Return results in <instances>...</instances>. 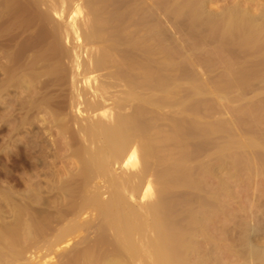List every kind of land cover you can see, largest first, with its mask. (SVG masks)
Segmentation results:
<instances>
[{
  "label": "bare ground",
  "instance_id": "obj_1",
  "mask_svg": "<svg viewBox=\"0 0 264 264\" xmlns=\"http://www.w3.org/2000/svg\"><path fill=\"white\" fill-rule=\"evenodd\" d=\"M180 1H182L183 3ZM206 1L209 0H179V3H182V5L179 6V4V7L177 8V10H175L177 12L184 9L186 10L189 5L191 10V5L200 2L199 4L201 6L203 5L202 3ZM68 2L69 4H72L71 0H68ZM80 2L72 4V9L71 7L69 9L67 0H57V2L56 0L55 2L54 0H0V157L5 156V160L6 157L10 159L11 156H16V160L17 157H20V159H23L24 157V159H26H23L24 161H33L32 164H34V161L35 163L38 162L39 165H37L38 163L36 165L37 167H40V170H37L35 168L36 165H34L36 171L31 170L33 172L31 173V175H28V173L31 172L30 169L26 170V172L29 171L27 172V176H30L28 179L25 176L26 181L28 180L27 182H25L23 173H21V175L19 174L21 176L20 178H18V175H16V178H18L19 182L24 181L25 183H23L24 185L22 183H17L18 187L17 185L13 186H16L15 188L17 189L19 188V186L21 187V184L23 186L19 190L20 193L17 192V197H14L13 194L18 190H15L14 188V192V190H12L13 188H9L14 192L11 196H13V198L15 199H17L20 194V198L22 199V201L30 199L31 201H34L36 199V202L32 201V205L29 201V208L30 205L31 207H33L37 202H39L40 204V206H37V209L35 207V210L40 209V211L38 210V212L41 213L40 215L38 214L39 217L41 216L39 218L41 219L39 220L40 223L37 221L40 224L38 225V228L43 229L42 233L38 231L40 237V234H42L41 239H36L38 240V242H34L35 238H39L38 234L36 235L38 237H35V235H31V231H27L29 228L30 230H32L33 224L31 221H35V217L37 216L36 215L35 217H33V215L36 214L34 208V211L31 209L29 211L26 210L28 214L29 212H33V214H30L32 215L33 219H31L30 215L29 218L26 212H21L22 214H24L23 218H25L26 216V219L23 220L22 215L20 216L21 218H18V216L16 215L15 218H18V220L21 219V221H18L16 219V224V220L14 219V225L13 223L11 224L10 221H8L9 224L13 225V227L11 226L12 230L15 231L16 227L14 226L18 225L17 227H20L21 230L22 226L20 225H23L22 220L23 222L28 223V220L30 219L29 221L31 223H28V227L27 223L25 224V227L23 225L25 229L27 228V232L23 230L24 228L22 227L21 231H25L26 233L24 232L20 235L23 236V234H25L23 236L24 239L22 238L23 241H31L30 238L33 240V237L30 236H34V240L32 242H28V245H30V243H34V245L28 246L29 248L26 247L27 245H23L25 246V248H23H27L28 250L32 251L31 253H34L38 249V251L43 250L44 252H40L44 253L45 256L42 255L44 258L46 257L43 261L44 263L37 261L38 263L42 264H229L228 262H223V258H226L229 262L233 261L236 264H264V247L254 243V240L252 239L253 237L260 238L262 237L261 233L264 234V213L260 212V216H256L254 214L252 220L258 217L256 225H253L252 222V224H249L247 223L248 221L246 222L245 220L243 222L239 221V224L235 221V223H237L238 225L236 224L235 226H233V229L231 228L230 231H225V229H223L222 227L223 223H221V221L223 222L226 220H221V216L222 214H224L223 205L221 204L223 202H218L224 199L222 197L223 193L220 194V192H222L224 189V186L221 185H225L224 183L220 184L218 181L217 183L220 184V187H223L222 191L219 190L218 192L217 187L214 195L208 194V198H206L207 196L205 194L207 193H204V191V196H200V194L196 192L197 190L198 192L207 190L206 186L205 189H200L199 191V188H201L203 184L201 183L199 186H202L198 188L199 182L196 183V181H194V185L192 187L194 189H197L195 192L197 193V196L199 195V198L194 197L196 195L192 196L187 193L190 196L185 195V200H188V202L184 204V206L186 205V208H184L183 204L181 205L180 202H177V206L174 204V202H172L173 204L171 205L170 198H166V196L168 197V195L164 193L166 192L167 187H174L175 184V187H177V185L179 186L180 184L186 185L187 183V185L189 186V183H192V177L194 178L192 170L186 167V164L185 167L188 169H186L184 166L181 169V166L184 162L190 163V160L192 162L193 159H195L194 157L196 156L197 150L195 153H189V149L187 151L186 144L180 143L183 140H186L189 134H192L194 132V134H196V132H198V134H204L208 131H206V128L204 129L203 126L185 125L188 130L185 128L183 132L182 128L184 127L178 125L179 122H182L181 120H184V118L187 119V116L185 117L182 111L184 109H187H183L181 107L182 105H179L182 109V112L180 111L181 116H179L180 114H178L177 120H175L177 126H171V124L170 126L160 127L156 125L158 123L155 121V118H157L156 113L159 111L156 112L155 110H158L159 108L161 109L163 107H165L163 108L165 110L166 107L172 104V101H169V99L172 97L168 98V95L173 93L174 91V86L176 83L175 80L180 79V77H177V79L172 78L173 76L171 73L173 71L171 67H169V63L171 64L172 62H174L170 61L172 60V56H174L175 54H172L173 48H170L171 44L169 43L168 38L162 35L166 38L165 40H167V43L165 46H160V50H164V52L162 53H165L166 55L165 57L168 61L166 62V66L167 68L169 67L167 70L170 69V71H168V73L170 72L169 74H167L166 67H164L166 72L160 71L157 67L156 63H158V60L156 61L155 58L158 57L157 55L161 53V51L159 52V50L157 49V52L159 53H157V55H154V48H158V44H160L159 35L161 36L160 33H162L165 28L161 26L162 24L160 25V22H158L160 20L157 19L159 17L156 18V12H161V10H158V7L163 6L162 8L164 10H162L164 12L162 11V14L163 16L165 15V19L168 20L167 22H169V19L174 14V6L172 7V3L174 1L86 0L83 1L86 3H84V5L80 4ZM159 4H161L162 6H159ZM238 7L239 6L233 7L232 9H229L224 13L222 12L219 18L216 16L217 20H220L221 23H225L228 28L232 27V30L235 28L234 26H236L237 28L235 31L239 30L238 26L242 27L243 32L250 40L255 39L254 37L262 38V42H259L258 40V42L256 41L258 45L254 44L253 46V42H249L246 39V36L243 35L240 31V33L245 36V41L250 44V46H248L252 47V50L255 48L256 54H259V56L261 57V59H259L260 62H264V7H262L261 11L259 10V13L258 15H256V17H250L247 12V10L249 9H243L244 11H242L241 7ZM195 9L196 8L194 7V10ZM83 10H85V12ZM197 10L198 9H196L195 12H198ZM199 11L201 10L199 9ZM186 12L184 15H186ZM66 13H68L67 17L76 16L80 17V19H83V25L79 24V22L76 21L77 19H71L68 24L66 23L67 25H63V18H65L64 16H66ZM213 16L215 18V15ZM210 17L211 19H213L212 16ZM203 22L204 21H202V23ZM210 22L208 23L210 24ZM215 24L216 23H214V25ZM142 26L144 27L142 28ZM145 26L146 30H148L146 31L147 35L145 34L146 40L145 37L141 40V37L143 38V36L140 37L138 35H141V29L144 30ZM161 27L163 28V30L161 29ZM230 32L232 33V31ZM142 34L144 35V33ZM169 36L170 34L168 35V37ZM67 39L71 41L74 39L82 40L85 42V44H83L84 47L86 46V44L88 46L89 44L90 46L93 44H98L96 42L99 41H102L101 43H104V46L102 48L100 47L101 49L97 47L99 52L101 51V55H98V60L96 59L97 61L94 62H96V68H101L102 70L111 69L113 71H109V75L106 74V77L108 76L106 79H103L104 77L101 74L103 77V81H101V83H99V81L98 84L93 88L92 86L95 84L84 85L93 89L91 91L88 90L91 93L93 91L94 95H92L96 97V100H94V103L92 104L88 105L87 103L86 105L85 98L81 101L80 96L82 92L78 89V93L77 89L75 90L74 88V85L76 83H74V77L72 75L73 72H71V69L77 67L76 70H80V68H83V64L79 61V48H76L75 45L73 47V44L70 46L71 43L69 45H66L64 42ZM143 41L146 42L143 43ZM144 44L147 46H145ZM156 45L158 46L155 47ZM175 48L174 50H176ZM83 49L85 50V48ZM88 49H86L85 55L87 54L86 52L88 51ZM97 49H92L94 50L93 52L89 50L92 53L88 55L93 56V53L97 52ZM153 56L157 57L154 58ZM256 58L258 59L257 56ZM92 62L93 61L91 59V65ZM261 64L263 65L264 63ZM156 67L157 70L155 69ZM92 68H95L94 65ZM154 69L155 73L156 71H158L157 74L153 72ZM81 70L83 71V69ZM87 70L90 69H86V71ZM86 71L82 73L84 74L83 82L85 84L89 83L90 75H92L91 71L93 70H90L89 72ZM245 71L247 72L246 74H248V70L245 69ZM252 72H250V76ZM259 72L260 71L256 73L257 76ZM262 73L261 77L263 78L264 73ZM85 74L90 75L85 77ZM243 74L246 75L243 72L242 74H240V78ZM174 76H176V73ZM184 76L182 78H184ZM252 76H254V74H252ZM186 79L188 78L186 77ZM76 82H78V80ZM92 83L95 82L92 81ZM112 89H114V94L110 93L112 92L110 91ZM117 89L119 90L117 91ZM88 91L84 92L88 94ZM116 92L119 93L116 94ZM186 93L185 96L189 95ZM79 98L80 101L78 102ZM108 100L112 102L110 103L108 102ZM77 102L79 105H81L82 103L86 106V109H84V111L86 110L85 112H98V114H94L97 116H101V120L94 119L93 117H95V115H91L93 116L92 120L89 119L91 117L89 116L86 117L88 119H84L87 121L77 123V121H75L74 118H71L72 116L70 117V114H68V112L70 111H67L69 108L72 109V107L78 106L75 105ZM169 109L170 107L166 110ZM172 109L174 108L172 107ZM172 109H170V111ZM166 110L164 111L166 112V114L167 112H170ZM112 111L113 113H111ZM167 115L168 117L171 116V114L169 113ZM262 115L264 114L262 113ZM171 123H173V120ZM218 127H214V133ZM218 129L216 131H219ZM232 132H234V130ZM193 135H190V137H192ZM211 139L213 138L211 137ZM88 140L89 143H87ZM80 141H82L83 143L81 144ZM37 143L38 145L39 143H41L39 148H37ZM84 143L88 144L87 148L83 146ZM182 143H184V141ZM260 143L263 144L262 146L264 147V142ZM95 144H99V147ZM197 144L200 145L199 143ZM256 144H258V142ZM174 145L176 146V148H174ZM235 145L238 146V141ZM95 146L98 148H95ZM216 146L217 145H215V147ZM237 146L236 148H238L240 144L238 147ZM23 147H25V149ZM189 147L191 146L189 145ZM21 148H23V150ZM172 148H174L175 150L171 151ZM199 149L198 151L200 152ZM208 152L209 151L207 150V153ZM246 152L248 151L246 150ZM262 154L263 153L261 151V155ZM197 155L201 154L199 153ZM261 155L254 153L253 157H255L258 161L262 160ZM172 157L177 160L175 161V165L180 162V167L179 165H176L177 168L171 166V163L173 162H170V165L168 164L167 161H171ZM233 158L234 157H232V159ZM245 158L243 159L245 160ZM22 159L20 160L21 162ZM141 159L143 163L141 162ZM216 159L217 157L215 158V160ZM248 159L252 161V156L251 158L248 157ZM248 159H246V161ZM16 160H14V162H17L18 164V161ZM12 161L13 160H11V162ZM162 161L165 162V164L167 162L168 166H171V168L165 166ZM246 161L245 164L249 163H246ZM160 162L163 164H160ZM218 162L216 161V163ZM30 163H27L29 167ZM199 163L200 162H198V164ZM216 163L214 164V169ZM157 164H160L161 166L164 165V168H167L166 171L169 175L168 177L172 178H167L165 176L167 175L165 169L161 166L160 167L162 169H159V166L157 167ZM236 164L240 165L242 163L240 162ZM0 165H2L1 161ZM9 165L7 169H9ZM116 165H118V167L123 166L124 169L126 168L125 170L128 169V171H132L131 169H137L138 165H140V167H138V169L140 168L139 170H142V165L144 166V168L137 175H135L134 172H128L129 174L123 175L125 174L123 173L120 176L113 172V167ZM219 165L220 164L216 166V170L220 168L221 165ZM13 166H11V169H13ZM208 166H206L205 164V167L208 168ZM247 167L248 164L246 168ZM257 167L259 168V166ZM34 168L32 167L31 169L35 170ZM168 168H170L169 170L171 172L168 170ZM178 168L181 169H179L180 172L178 171ZM210 168H212V166H210ZM3 170H5V168ZM172 170H174V172ZM259 170L261 169L259 168ZM206 172L203 171L202 173L205 174ZM174 173H178V175L175 174L177 176L174 177ZM161 175L166 178H160ZM190 175L192 176L191 178ZM0 176L4 178L6 177L5 174L2 173V171H0ZM151 176L157 177L156 179H158L159 176L161 180H165V183L167 181L164 187L160 186L162 189H159L160 193L159 191H157L159 195L156 194V196L154 197L155 200L153 201H150V198L154 195L153 191L155 192V189L153 190L152 187L155 185H151ZM4 178H2V182L4 181ZM134 178L137 180V182ZM189 179H191V181ZM8 180L9 179H7V183L10 184ZM95 180H102L101 184L105 186H103L105 188V191H100L104 189L102 185L100 186L103 189L99 186L96 187L93 184ZM156 181L157 180H155V183ZM4 182H6V180ZM161 182L160 184H162ZM4 184L6 183L0 185L2 189L4 187ZM160 184L158 183V185ZM8 185H6L5 187L7 188L11 186ZM183 186L184 185H182V187ZM5 187V190H3L5 192L7 191L8 193L10 190L8 188V190H6ZM21 189L24 190L23 193L26 194L25 196H22L24 194L21 193ZM163 189L165 190L162 191ZM187 189L188 188L184 189L185 192ZM227 190L225 191V193H227ZM12 191L8 193V197H10L9 194H11ZM209 191L211 192V190ZM5 192L2 191L3 196L0 195V197L2 198L0 199L1 203H3L2 200L7 197V195L5 196V194H7ZM169 192L171 191H168L167 194ZM28 193L32 194L31 196H33L35 199H28L31 196H28V198L26 199L22 198L26 197ZM162 194H164L165 196H163ZM178 194V196L180 197V192ZM14 195L16 196V194ZM211 195L213 198L214 196L216 198L213 199L212 197H210ZM219 195L221 198L219 197ZM157 196L159 198L156 199ZM8 197L4 201L9 199L11 200L12 197H10L9 199ZM183 197L177 198L182 200ZM192 198L193 200L194 198H197L195 206L197 208L200 206L198 208L199 210L196 209L195 211L192 207V209L188 207L191 204H194L191 203ZM19 199H17V201H19ZM137 199H141L142 201L143 199H145V201L148 199L150 200L144 203H142V201L140 200V204V202H137ZM22 201H19L20 205L15 209L13 207L15 200L14 202L12 201L11 206L14 209V213L17 212L18 207V209H20L21 205H24L25 202L23 201V203ZM20 202H22L23 204ZM179 203L181 206H179ZM3 204L5 205V202ZM197 204L199 206H197ZM8 206L9 212L11 208L9 203L7 207ZM7 207H3V209L1 207L0 210L2 209V211H4L6 208L7 211ZM23 210L25 209H22L21 211ZM18 213H20L19 210ZM25 213L27 215H25ZM248 214H251V212ZM3 215L6 218H10L11 215L15 216V214L13 213L9 216L5 213L1 214L0 212V219H2ZM251 215H253V213ZM3 221L4 220L2 219L1 223L0 220V223L3 224ZM19 222H21L22 224H18ZM37 222L34 224L36 225ZM198 222L200 224H198ZM7 223L4 224L6 225ZM5 225L3 229H0L2 230V232L5 229ZM1 227L3 226L0 225V228ZM7 229H10V226L7 227ZM20 230L16 231L20 233ZM7 232L9 235L6 233L8 236L6 235L7 238H4L9 240V237L12 236V234L9 231ZM18 232H15L14 234L17 233L16 235L19 236ZM27 233L30 234V238L28 237ZM34 233L35 232H33V234ZM3 234L5 233L3 232L2 235ZM198 234H200L203 239L201 245L195 243L197 242V240H194L195 238L193 239V237H196V235ZM26 235L28 239L27 237H25ZM1 237L2 236L0 235V242L2 239L4 240V238L2 237L1 239ZM16 238L17 237L15 236L13 240H15ZM22 239L20 240L22 241ZM3 240L1 244L5 242L6 246H2V248L0 246V264H38L37 262L33 261V256H29L23 253V251H26V253H30V251H28L27 249L22 250L20 251L21 253H19L18 246L22 245V243H17V240H19V238L13 242L17 243V247H15L16 244L13 247H10L12 246L9 243L10 241H8L9 244H6L7 240ZM224 240L228 241L227 244L224 243ZM7 246H9L10 249H4L8 248ZM11 248H15L14 250H16L17 252ZM42 256H39L40 259L42 258ZM54 258L55 260H57L53 263L52 260ZM237 261L241 262L237 263Z\"/></svg>",
  "mask_w": 264,
  "mask_h": 264
},
{
  "label": "rangeland",
  "instance_id": "obj_2",
  "mask_svg": "<svg viewBox=\"0 0 264 264\" xmlns=\"http://www.w3.org/2000/svg\"><path fill=\"white\" fill-rule=\"evenodd\" d=\"M72 2V4H76V3H79L80 1L82 2H80V4H82V5H84V3L85 2H83V1H86V0H71ZM174 2L172 3L173 5H172V7L174 8V14L171 16V18L169 19V22H167L168 20H166L165 19V15L163 16V6L161 5V4H159V6L161 5L162 7H158V10H161V12L160 11H157L156 12V18L157 17H159V18H157V19H159L160 21H158V22H160V25L161 26H163V27H165L164 28V31H162V33H160L161 34V36L159 35V42H160V44H158L159 45V47L161 46H165L166 45V41L167 40H165L166 38H168V40H169V43L171 44L170 45V48L173 50H171L172 51V54L174 55V56H172V60L170 61V62H172V61H174V62H172L171 64L169 63V67H171V69H172V78H174V79H177V77L179 78L180 77V79H177V80H175V86H174V91H173V93H171V94H169L168 95V98H170V97H172V98H170L169 99V101L171 102L172 101V104L171 105H169L168 107H166V109H168L169 107H170V109H172V107L174 108V109H172L171 111H170V109L169 110H166V111H170V112H167V114L169 113V114H171V118H174V119H171L170 117H168V115L166 114V112H164L165 110L163 109V108H165V107H163V108H159L158 110L156 109L155 111L157 112V111H159V112H157L156 114H157V118H155V121L156 122H158L156 125L157 126H160V127H163V126H170L171 124V126H177L176 124L177 123H175L176 121L175 120H177V117H178V114H180L182 111H183V113H184V116L186 117L187 116V119L186 118H184V120H181L182 122H179V125L178 126H183L184 128H182V130H183V132H184V129L186 128V126H203V128L208 132H205L204 134L202 133V134H198V132H196V134H194V133H192V134H189L188 135V137H187V139L186 140H183L184 141V143H180V144H186V148H187V151H188V149H189V153H195L196 152V150H197V152H196V156L194 157L195 159H193V161L191 162V160H190V163L189 162H181V163H183V165L181 166V169L183 168V166L185 167V164H186V167H188L190 170H192V173L194 174V178L190 175V178L192 177V181H191V179H189L192 183H189L190 185L188 186L187 185V183H186V185L185 184H182V185H184L183 187H182V185L180 186H178L177 185V187H175L176 186V184L174 185V187L173 186H171V187H167V189H168V191H171V192H169L168 194H167V189H166V192H164V193H166V195H168V197L166 196V198H170V204L172 205L173 203L172 202H174V204L176 205H178V203L177 202H180L181 203V205L183 204V206H184V204H186L187 202H188V200H185V195H187V196H190V195H192V196H194V195H196V196H194V197H198L197 196V193L198 194H200V196L201 195H203V191H204V193H207V194H205L206 196L208 195V194H212V195H214V193L216 192V188L218 187V192H219V190L220 191H222V189H223V187L221 188L220 187V184H225V185H221V186H224V189H223V191L222 192H220V194L221 193H223L222 194V197L224 198V199H222V200H220V201H218V202H223V203H221L222 205H223V213L226 215H224V214H222V216H223V218H222V216H221V220H225V221H221V223H223L222 224V227H223V229H225V231H230L231 230V228L233 227V226H235L237 223L239 224V221H241V222H243L244 220L247 222V223H253V225H256V223H257V220H258V217L257 218H254L253 220L255 221V223H254V221L252 220V218H253V216H254V214L256 215V216H260V212H262V213H264V147L262 146L263 144H261L260 142H264V115H262V113L264 114V76H263V78L261 77V73L263 72L264 73V64L262 65L261 63H264L263 61L262 62H260V60L259 59H261V57L259 56V54L257 55L256 54V51H255V48L252 50L251 48L252 47H249L250 46V44H248V42L247 41H245V36H246V39L250 42V41H252L253 42V46H254V44L256 45L257 44V42H258V40H259V42H262L263 40H262V38H260V37H254L255 39H252V40H250V39H248L247 38V35L243 32V30H242V27H240V26H238V28H239V30H237V31H235L236 30V26H234L233 28V30H232V27L231 28H228V26H226V24L225 23H221V21L220 20H217V17L219 18L220 17V15L222 14V12L224 13V12H226L227 10H229V9H232L233 7H237V6H239L238 8H240L241 7V9H242V11H244V10H247V9H249V10H247V12H248V14L250 15V17H256V15H258V13H259V10L261 11L262 10V7H264V0H209V1H206V2H204V3H202L203 5H201L200 6V2L198 3L197 2V4H199V5H197L196 3L194 4V5H191V10H190V5L186 8V10H187V12H186V10L184 9V10H182V11H176L177 10V8L179 7V6H181L182 5V1H180V2H182V3H179V0H173ZM251 1V2H250ZM54 2H55V0H54ZM56 2H57V0H56ZM70 2V1H69ZM69 2H68V0H67V3H68V8L70 9V7L72 6V4H69ZM176 2V3H175ZM86 4V3H85ZM147 4V3H146ZM180 4V5H179ZM239 4V5H238ZM148 5V4H147ZM179 5V6H178ZM192 6H193V8H192ZM199 6V7H198ZM194 7L196 8V9H198L197 11L200 13H198V12H195L196 11V9L194 10ZM82 8H84V7H82ZM71 9H72V7H71ZM163 9V10H162ZM176 9V10H175ZM193 9V10H192ZM199 9L201 10V11H199ZM244 9V10H243ZM85 10H87V9H85ZM85 10H83L84 12H85ZM163 11V12H162ZM190 11V12H189ZM194 11V12H193ZM185 12H186V15H184L185 14ZM202 12V13H201ZM195 13V14H194ZM205 13V14H204ZM209 13V14H208ZM188 14V15H187ZM199 15V16H197V15ZM212 14V15H211ZM158 15V16H157ZM213 15H215V18H214V16ZM68 16V13H66V16H64L65 18H63V25H67L70 21H71V19H77L76 21L77 22H79V24H81V25H83V22H82V20L83 19H80V17H76V16H73V17H67ZM210 16H212V18L214 19H211V17ZM217 16V17H216ZM197 17V18H196ZM199 17V18H198ZM187 18V19H186ZM171 20V21H170ZM208 20V21H207ZM213 20V21H212ZM202 21H204L203 23H202ZM211 21V22H210ZM220 21V22H219ZM82 22V23H81ZM167 22V23H166ZM198 22V23H197ZM208 22H210V24L208 23ZM67 23V24H66ZM169 23V24H168ZM201 25H200V24ZM214 23H216L215 25H214ZM173 24V25H172ZM205 24H207V25H205ZM199 25V26H198ZM204 26V27H203ZM218 27V29H217V27ZM144 26H142V28H143ZM207 27V28H206ZM211 27V28H210ZM223 27H224V29H223ZM82 28H83V26H82ZM214 30H213V29ZM161 29L163 30V28L161 27ZM166 29V30H165ZM208 29V30H207ZM221 29H223V30H221ZM229 29V30H228ZM142 30V33H144V35L141 33V35L139 34L138 36H143V38L141 37V40L142 39H144V37H145V34L147 35V33H146V31H148V30H146V26H145V31L143 30V29H141ZM213 30V31H212ZM170 31V32H169ZM216 31H220V32H216ZM225 31V32H224ZM229 31V32H228ZM230 31H232V33L230 32ZM238 31H239V34H238ZM240 31L242 32V34L243 35H245V36H243L241 33H240ZM140 32V31H139ZM214 32V33H213ZM236 32V33H235ZM165 33H167V34H165ZM198 33V34H197ZM204 33V34H203ZM211 33V34H210ZM219 33V34H218ZM170 34V38L168 37V35ZM222 34V35H221ZM240 34H241V36H240ZM165 36V37H163V36ZM226 35V36H225ZM163 37V38H162ZM202 39H201V38ZM243 37V38H242ZM149 38V37H148ZM206 38V39H205ZM161 39V40H160ZM213 40V41H210V40ZM257 39V40H256ZM75 40V41H74ZM74 40H65V44L66 45H69L70 43V46L72 45L73 47H74V45H75V47L76 48H79V58H80V62H82V64H83V68H80V70L81 69H83V71L81 70H76V68L77 67H74L73 69H71V72H73V77H74V83H76L74 86V88H75V90L77 89V91H78V93H79V90L82 92H80L81 93V96H80V98H81V101H82V99H84L85 98V103H86V105H87V103H88V105L89 104H92V103H94V100H96V97L95 96H93L94 94H93V91H92V93L91 92H89V91H91V90H93V89H91V88H89V87H87V86H84V85H93V84H95V85H93L92 86V88L94 87V86H96L97 84H98V82L99 83H101V81H103V79H106L107 77H106V74H108L109 75V71L111 72V71H113V70H106V69H104V70H102L101 68H96V62H94V61H97L98 59H97V57L99 58V56L98 55H101V51L99 52V50L97 49V47H103L104 46V43H101L102 41H99V42H96V43H98V44H93V45H91L90 46V44H89V46L86 44V46L84 47V45L83 44H85V42L84 41H82V40H79V39H74ZM78 40V41H77ZM145 40H146V37H145ZM173 42H172V41ZM220 40V41H219ZM241 40V41H240ZM243 40H244V42H243ZM67 41V42H66ZM71 41V42H70ZM81 41H82V43H81ZM147 41H148V39H147ZM164 41V42H163ZM225 41V42H224ZM257 41V42H256ZM146 42V41H145ZM144 41H143V43H145ZM164 44H162V43ZM227 42V43H226ZM244 44H243V43ZM247 42V43H246ZM251 42V43H252ZM255 42V43H254ZM148 43H149V41H148ZM148 43H147V45H148ZM174 43V44H173ZM246 43V44H245ZM82 44V45H81ZM242 44V45H241ZM77 45V46H76ZM145 45V44H144ZM147 45H145V46H147ZM158 45H156L155 47H157ZM187 45V46H186ZM246 45V46H245ZM249 45V46H248ZM258 45V44H257ZM183 46V47H182ZM252 46V45H251ZM90 47V48H89ZM91 47H92V49H97V52H94L95 53V56H94V53H93V56L91 55V56H89L94 50H92L91 49ZM94 47V48H93ZM154 48V50H155V54L154 55H157V53H159L160 51H161V53L162 52H164V50L162 51V50H160L161 49V47L160 48ZM176 47V48H175ZM229 47V48H228ZM83 48H85V50L83 49ZM89 48V49H88ZM100 48V49H101ZM174 48L176 49V50H174ZM86 49H88V51L89 50H91V51H89V53H88V51L86 52L87 54L85 55V51H86ZM159 50V52H157L158 50ZM189 50V51H188ZM251 51V52H250ZM175 52V53H174ZM178 52V53H177ZM161 53H159L157 56H155V57H157V58H155L154 56V58H155V60L159 63H156L157 64V67L159 68V70L160 71H165V68L164 67H166V70L169 68H167V66H166V62H168L167 61V58L165 57L166 55H165V53L163 54H161ZM180 53V54H179ZM249 53V54H248ZM84 54V55H83ZM89 54V55H88ZM97 54V55H96ZM231 54V55H230ZM252 54V55H251ZM82 55V56H81ZM164 55V56H163ZM177 55H178V57H177ZM256 56L258 57V59L256 58ZM163 57H165V58H163ZM174 57H175V59H174ZM90 58V59H89ZM249 58V59H248ZM89 59V60H88ZM91 59H92V65H91ZM97 59V60H96ZM160 60H162V61H160ZM164 60H165V62H164ZM243 60V61H242ZM245 61V62H244ZM251 61V62H250ZM155 62V61H154ZM230 62V63H229ZM94 63V64H93ZM176 63V64H175ZM245 63V64H244ZM258 63V64H257ZM175 64V65H174ZM233 64V65H232ZM251 66H250V65ZM259 65V66H257V65ZM93 65H94V67L95 68H92L93 67ZM167 65H168V63H167ZM262 65V66H261ZM90 68H89V67ZM156 66V65H155ZM180 66V67H179ZM231 66V67H230ZM257 66V67H256ZM157 67L155 68L156 70H157ZM162 67V68H161ZM249 67V68H248ZM244 68V69H243ZM256 68V69H255ZM74 69H75V71H74ZM85 69V70H84ZM86 69H90V70H93V71H91L92 73V75H90V81H89V83H92V81H94L95 83H92V84H89V83H87V84H85L83 81H84V74H82V73H84L85 71H86ZM155 69L153 70V72L155 73ZM164 69V70H163ZM185 69V70H184ZM245 69L246 70H248V74H246L247 72L245 71ZM258 69H260V70H258ZM262 69V70H261ZM90 70H87L88 72L90 71ZM260 71L259 72V74H258V76L256 75V73H258V71ZM86 71V72H87ZM106 71V72H105ZM159 71V72H160ZM168 71H170V69L169 70H167V74H169L168 73ZM184 71V72H183ZM253 71V72H252ZM81 72V73H80ZM157 72L158 71H156V73L155 74H157ZM166 72V71H165ZM164 72V73H165ZM244 72L246 75H248V76H246V75H242V80H241V78H240V74H242V73ZM250 72H252L251 73V76H252V74H254V76H250ZM103 73H105V74H103ZM161 73V72H160ZM175 73H176V76H174L175 75ZM185 73V74H184ZM227 73V74H226ZM262 73V74H263ZM74 74H75V76H74ZM81 74H82V76H81ZM103 75V77H102V75ZM178 74V75H177ZM190 74H191V76H190ZM221 74V75H220ZM89 75H86L85 74V77H87V76H89ZM101 75V76H100ZM105 75V76H104ZM184 75H186V76H184ZM194 75V76H193ZM264 75V74H263ZM94 76V77H93ZM96 76V77H95ZM184 76V78H182ZM188 76H190V77H188ZM221 76V77H220ZM260 76V77H259ZM99 77V78H98ZM186 77L188 78V79H186ZM249 77V78H248ZM80 78V79H79ZM96 78V79H95ZM103 78V79H102ZM243 78H245V79H243ZM248 78V79H247ZM259 78H261V79H259ZM93 79H95V80H93ZM183 79H185V80H183ZM256 79V80H255ZM258 79V80H257ZM78 80V82H76ZM183 80V81H182ZM188 82H187V81ZM190 80V81H189ZM240 80V81H239ZM253 80V81H252ZM82 81V82H81ZM185 81V82H184ZM97 82V83H96ZM192 82H194V83H192ZM263 84V85H262ZM197 85V86H196ZM253 85V86H252ZM77 86H78V88H77ZM178 86V87H177ZM199 86V87H198ZM259 86V87H258ZM183 87V88H182ZM86 88V89H85ZM88 88V89H87ZM177 88V89H176ZM181 88V89H180ZM79 89V90H78ZM183 89H185V90H183ZM254 89V90H253ZM88 91V94L86 93V92H84V91ZM119 89H117V91H118ZM237 90H238V92H237ZM244 90H246V91H244ZM110 91H112V92H110V93H113L114 94V89H112V90H110ZM179 91V92H178ZM185 91V92H184ZM189 91V92H188ZM199 91V92H198ZM240 91V92H239ZM252 91V92H251ZM84 92V93H83ZM175 92H177V93H175ZM186 92H188V93H186ZM242 92V93H241ZM244 92V93H243ZM86 93V94H85ZM91 93V94H90ZM117 93H119V92H116V94ZM182 93V94H181ZM185 93L186 94H189V95H186L185 96ZM191 93V94H190ZM192 93H194V94H192ZM90 94V95H89ZM93 94V95H92ZM115 94V95H116ZM175 94V95H174ZM196 94V95H195ZM243 94V95H242ZM256 94V95H255ZM173 95V96H172ZM184 95V96H183ZM175 96V97H174ZM198 96V97H197ZM202 96V97H201ZM80 98H79V100H78V102L80 101ZM238 98V99H237ZM176 99V100H175ZM242 99V100H241ZM186 100V101H185ZM93 101V102H92ZM186 102V103H184V102ZM204 101V102H203ZM78 102L75 104V105H78V106H75V107H72V109H68L67 111H70V112H68V114H70V117L71 118H74V120L75 121H77V123H80V122H85V121H87V120H84V119H88V118H86V117H89V116H91V115H95V114H98V112H89L88 110V112H89V114H88V112H85L84 111V109H86V106L84 105V104H82L81 103V105H79L78 104ZM108 102H112V101H110V100H108ZM181 102H183V103H181ZM259 102V103H258ZM110 103H109V105H110ZM201 103H203V104H201ZM187 104H188V107H187ZM201 104V105H200ZM83 105H84V107H83ZM184 109V108H186L187 110H182L181 109V107ZM185 105V106H184ZM199 105V106H198ZM77 107V108H76ZM111 107V106H110ZM73 108H75V109H73ZM79 108V109H78ZM177 108V109H176ZM190 108V109H189ZM180 109V110H179ZM188 109H189V111H188ZM79 111V112H77V111ZM182 110V111H181ZM200 110V111H199ZM81 111V112H80ZM163 111V112H162ZM172 111H174V112H172ZM181 111V112H180ZM73 114H72V113ZM187 112V113H186ZM198 114H197V113ZM202 112V113H201ZM255 112V113H254ZM77 113V114H76ZM81 113V114H80ZM87 113V114H86ZM95 113V114H94ZM111 113H113V111L111 112ZM190 113V114H189ZM192 113V114H191ZM199 113H201V114H199ZM175 114V115H174ZM166 115V116H165ZM174 115V116H173ZM200 115H202V116H200ZM257 115V116H256ZM97 115H95V117H93V116H91L89 119H100L101 120V116H97ZM173 116V117H172ZM179 116H181V114L179 115ZM189 116V117H188ZM93 117V118H92ZM112 117V116H111ZM164 117V118H163ZM167 117V118H166ZM176 117V118H175ZM79 118V119H78ZM170 118V119H169ZM180 118V117H179ZM178 118V119H179ZM255 118H257V119H255ZM78 119V120H77ZM171 120V121H170ZM172 120H173V123H171L172 122ZM201 120V121H200ZM105 121H106V119H105ZM154 121V122H155ZM184 121H185V123H184ZM203 121V122H202ZM155 122V123H156ZM169 122H170V124H169ZM197 122V123H196ZM175 123V124H174ZM182 124V125H181ZM190 124H192V125H190ZM221 124V125H220ZM155 125V126H156ZM186 125V126H185ZM215 125V126H214ZM228 125V126H227ZM219 126V127H218ZM236 126H237V128H236ZM214 127H218L217 129L219 130V131H216L215 130V133H214ZM224 127V128H223ZM257 127V128H256ZM187 130H188V128H186ZM238 129V130H237ZM186 130V131H187ZM221 130V131H220ZM226 130H227V132H226ZM234 130V132H232ZM211 132V133H210ZM218 133V134H217ZM194 134V135H193ZM214 134V135H213ZM224 134V135H223ZM190 135H193L192 137H190ZM217 135V136H216ZM257 135V136H256ZM210 136V137H209ZM211 137L213 138V139H211ZM222 137V138H221ZM225 137V138H224ZM219 138V139H218ZM191 139V140H190ZM188 140V141H187ZM245 141V142H243V141ZM191 143H190V142ZM216 141H218V142H216ZM237 141H238V146H239V144H240V146L238 147L237 145H235V144H237ZM247 141V142H246ZM250 141V142H249ZM254 141V142H253ZM196 142V143H195ZM204 143V144H202V143ZM216 142V143H215ZM224 142V143H223ZM258 142V144H256ZM80 143L82 144L83 142L82 141H80ZM87 143H89V140H88V142ZM197 143H201L200 145H198ZM210 143V144H209ZM213 143H215V144H213ZM235 143V144H234ZM244 143V144H243ZM40 144L41 143H39V145H38V143H37V148H39L40 147ZM192 144V145H191ZM213 144V145H212ZM86 145V146H85ZM87 145L88 144H86V143H84L83 144V146L85 147V148H87ZM95 145H98V147H99V144H95ZM189 145L191 146V147H189ZM206 145H207V147H206ZM215 145H217L216 147H215ZM175 146V145H174ZM198 146H199V148H198ZM201 146V147H200ZM205 146V147H204ZM210 146V147H209ZM236 146L238 147V148H236ZM246 146V147H245ZM98 147H96L95 146V148H98ZM24 149H25V147H23ZM23 148H21L22 150H23ZM174 148H176V146L174 147ZM174 148H172V150L171 151H173V150H175ZM195 148V149H194ZM196 148H198L199 150H200V152L198 151V149H196ZM246 148V149H245ZM253 148V149H252ZM170 149V148H169ZM211 149V150H210ZM229 149V150H228ZM232 149V150H231ZM249 149V150H248ZM193 150V151H192ZM207 150L209 151L208 153H207ZM246 150L248 151V152H246ZM204 151V152H203ZM231 153H230V152ZM245 151V152H244ZM261 151H262V155H261ZM202 152V153H201ZM236 152V153H235ZM239 152V153H238ZM250 152V153H249ZM201 154V155H197V154ZM204 153V154H203ZM234 155H233V154ZM243 155H242V154ZM254 153L255 154H260L261 156H262V160H256V158L255 157H253L254 156ZM209 154V155H208ZM212 154H214V155H212ZM218 154H219V157H218ZM229 154H231V155H229ZM208 155V156H207ZM236 155V156H235ZM245 155H246V158H245ZM200 157V158H198V157ZM251 156H252V161L251 160H249L248 159V157L249 158H251ZM1 157H3V156H1ZM0 157V161H1V163H2V165H0V171H2V173H4L5 174V176L7 177H10V178H4V177H2V176H4V175H2V176H0L1 177V179H0V185H2L3 183H6V184H4V187L6 186V185H8L9 183H7V179H9L8 180V182H10V184L8 185V186H10V187H7L8 189L9 188H13L12 190H14V188L16 187H13L14 185H17V183H24V181L23 182H19V180H18V178H20L21 176V173H23V177H27V179L30 177H28L27 176V172H29V171H27L26 172V170L28 169H30V171L32 170V171H36V169L37 170H40L39 168V166L37 167V165H39V163L38 162H36L35 163V161H34V164H32L33 163V161H29L28 160V162L30 163V167H31V165H32V167L34 168L35 166L34 165H36L37 163V165H36V169L35 170H33V169H31L29 166H28V162L27 161H24V160H26V159H24V157H23V159H22V162L20 161L21 159H20V157H17V160H16V156H11L10 157V159L8 158V157H6V160H5V156L3 157V158H1ZM197 157V158H196ZM203 157V158H202ZM217 157V159L215 160V158ZM232 157H234L233 159H232ZM236 157V158H235ZM245 158V160L243 159V158ZM12 158V159H11ZM19 158V159H18ZM173 158V159H172ZM171 158V161H167L168 162V164L170 165V162H173L174 163V165H173V163H171V166H173V167H176L177 168V166L179 165V163H177L176 165H175V161H177L174 157H172ZM2 159V160H1ZM170 159V158H169ZM168 159V160H169ZM198 159V160H197ZM204 159V160H203ZM221 159V160H220ZM235 159V160H234ZM239 159V160H238ZM240 159H241V161H240ZM246 159H248L247 161H246ZM9 162H8V161ZM11 160H13L12 162H11ZM14 160H16V161H18V164H17V162H14ZM197 160V161H196ZM206 160H207V163H206ZM215 160V161H214ZM243 160H244V162H243ZM3 161V162H2ZM205 163H204V162ZM213 161V162H212ZM216 161L218 162V163H216ZM229 161V162H228ZM245 161H246V163L247 162H249V163H247L248 164V167L246 168V166H247V164H245ZM251 161V162H250ZM261 161V162H260ZM5 162H6V165H5ZM141 162H142V159H141ZM163 162V161H162ZM167 162H166V164H165V162H163L164 164H165V166H168V164H167ZM195 162V163H194ZM198 162H200L199 164H198ZM201 162H202V165H201ZM221 162V163H220ZM242 163V164H236V163ZM13 163V164H12ZM15 163V164H14ZM19 163H21V164H19ZM24 163V164H23ZM143 163V162H142ZM163 163H161L160 162V164H163ZM212 165H211V164ZM216 163V166L218 165V164H220L219 166H220V168H219V166H218V170H216V166H215V169L213 168L214 167V164ZM251 163V164H250ZM4 164V165H3ZM9 165V169H7L8 168V165ZM25 164H27V165H25ZM160 164H157V167L159 166V169H162L161 167H165L164 165L163 166H161ZM205 164H206V166H208V168L207 167H205ZM228 164V165H227ZM245 164V165H244ZM14 165V166H13ZM24 165V166H23ZM231 167H230V166ZM251 165V166H250ZM11 166H13L12 168L13 169H11ZM161 166V167H160ZM171 166H168V167H170L171 168ZM202 168H201V167ZM210 166H212V168H210ZM243 166H244V168H243ZM250 166V167H249ZM257 166H259V168L261 169V170H259V168L257 167ZM2 167H4L5 168V170H3L4 168H2ZM23 167H24V169H23ZM26 167V168H25ZM29 167V168H28ZM138 167H140V165H138ZM138 167H137V169H131L132 171H128V169L127 170H125L124 169V167L122 166H119L118 167V165H116V166H114L113 167V172L115 173V174H117V175H120L121 176V174H123V173H125V174H123V175H127V174H129V173H131V172H134V174L135 175H137L138 173H140L142 170H143V168H144V166L142 165L141 166V168H142V170H139L138 169ZM179 167H180V165H179ZM185 167V168H186ZM204 167H205V169H204ZM222 167V168H221ZM229 167V168H228ZM170 168H168V170L170 169ZM188 168H186V169H188ZM117 169V170H116ZM165 169V172H166V174H167V171H166V169L167 168H164ZM179 169L180 168H178V171H179ZM180 169V170H181ZM204 169V170H203ZM247 169V170H246ZM250 169H252V170H250ZM14 170V171H13ZM22 170V171H21ZM122 170H125V171H122ZM135 170V171H134ZM175 170V169H174ZM174 170H172L173 172H174ZM202 170V171H201ZM209 170V171H208ZM214 170V171H213ZM29 172L28 173V175H31V173H33V172ZM122 171V172H121ZM127 171V172H126ZM170 171V170H169ZM168 171V172H169ZM206 172V173H208V174H204V173H202V172ZM212 171V172H211ZM216 171V172H215ZM7 172V173H6ZM13 172V173H12ZM15 172V173H14ZM18 172V173H17ZM37 172H39V171H37ZM129 172V173H128ZM171 172V171H170ZM180 172V171H179ZM238 172V173H237ZM252 174V176H251V174ZM9 173H10V175H9ZM6 174H8V175H6ZM12 174V175H11ZM20 174V175H19ZM26 174V175H25ZM170 174V173H169ZM175 174H177L178 175V173H174V177L175 176H177V175H175ZM220 174V175H219ZM232 174V175H231ZM234 174V175H233ZM237 174H238V176H237ZM240 174V175H239ZM260 176H259V175ZM15 175V176H14ZM16 175H18L17 177L18 178H16ZM165 175V174H164ZM173 175V174H172ZM171 175V176H172ZM207 175V176H206ZM208 175H209V177H208ZM212 175V176H211ZM216 176V178H215V176ZM261 175H262V177H261ZM167 178H169L168 176V174L167 175H165ZM250 176V177H249ZM14 179H13V178ZM22 177V178H23ZM26 177L24 178L25 179V182H27L26 181ZM155 176H151L150 177V180H151V185H155V186H153L152 187V189L154 190L155 189V192L153 191V196L150 198V199H148V200H146V201H153V200H155L154 199V197L156 196V194L157 195H159L158 194V192L157 191H159V193H160V186H162V187H164V185H166V183H167V181H166V183L163 181V179L164 178H166V177H164L163 175H161V177L160 178H163L162 180L159 178V176H158V179H156L157 177H155ZM199 177H201V178H199ZM205 179H204V178ZM211 177V178H210ZM227 177V178H226ZM231 177V178H230ZM2 178H4V181L6 180V182H2ZM13 179V181H12V179ZM22 178H21V180H22ZM135 178H136V176H135ZM134 178V179H135ZM170 178H172V177H170ZM169 178V179H170ZM198 178H199V180H198ZM203 178V179H202ZM208 178V179H207ZM222 178V179H221ZM239 178V179H238ZM246 178H248V179H246ZM263 179V181H262V179ZM23 179V180H24ZM219 179V180H218ZM258 179V180H257ZM16 180V181H15ZM136 180V179H135ZM155 180H157L156 181V183H155ZM163 181V182H161V181ZM166 180H168V179H166ZM205 180V181H204ZM208 180V181H207ZM102 181V180H101ZM101 181H99V180H95L94 182H93V184L97 187V186H99V187H101L100 185H102V187L104 186L103 184H101L102 182ZM154 181V182H153ZM189 181V182H190ZM194 181H196V183L197 182H199L198 183V188L199 187H201V186H199L201 183L203 184V186H204V188H203V186L201 187V188H199V191H200V189H205V186H206V189L207 190H202V192H198V190L197 189H194L192 186L194 185L193 184V182ZM216 181V182H215ZM219 181V183H217ZM224 181V182H223ZM231 181V182H230ZM243 181V182H242ZM249 181V182H248ZM261 181V182H260ZM11 182H12V184H11ZM15 182V183H14ZM136 182H137V180H136ZM160 182L162 183V184H160ZM169 182V181H168ZM208 182V183H207ZM226 182V183H225ZM2 183V184H1ZM158 183L160 184V185H158ZM205 183V184H204ZM257 183V184H256ZM22 184H21V187H23L22 186ZM25 184V183H24ZM23 184V185H24ZM177 184H179V183H177ZM207 184V185H206ZM210 184V185H209ZM245 184V185H244ZM249 184V185H248ZM157 185V186H156ZM191 186V187H190ZM229 186V187H228ZM249 186V187H248ZM4 187H3V189H4ZM17 187H18V185H17ZM20 186H19V188L17 189V188H15V190H18V191H16L15 192V190H14V192L11 190V189H9L10 191H12L11 192V194H9L10 195V197H12L11 198V200L14 202V200H15V202H14V205H13V207H14V209L17 207V206H19L20 204H19V201H22V199L20 198V196H21V194L18 196V198L17 199H19V201H17V199H15V198H13V196L14 197H17V192L18 193H20L19 192V190H20V188H21ZM101 187V188H102ZM105 187V186H104ZM103 187V188H104ZM158 187V188H157ZM190 187V188H189ZM226 187V188H225ZM258 187V188H257ZM6 188V187H5ZM6 188V190H8ZM102 188V189H103ZM182 188H184V189H186V188H188L187 190H186V192H185V190L184 189H182ZM192 188V189H191ZM221 188V189H220ZM0 189L3 191V192H5L1 187H0ZM22 189H24V188H22ZM21 189V193H23L24 192V190H22ZM100 189V188H99ZM162 189V188H161ZM170 189V190H169ZM228 189V190H227ZM0 190V195H2L3 196V193H2V191ZM165 189H163L162 191H164ZM174 190V191H173ZM193 190V191H192ZM197 190V191H196ZM209 190H211V192L209 191ZM227 190V193H225V191ZM234 190V191H233ZM258 190V191H257ZM9 191V192H10ZM101 192H103V191H105V188L103 189V190H100ZM161 191V192H162ZM176 191V192H175ZM180 192V194H181V196L183 197V199L182 200H180V199H178V198H182L181 196L179 197L178 195V193ZM197 193H196V192ZM8 192V193H9ZM173 192V193H172ZM213 192V193H212ZM229 192H230V194H231V196H230V194H229ZM244 192H246V193H244ZM5 193H7V191L5 192ZM8 193L7 194H5V196L7 195V197H8ZM16 194V196L14 195V194ZM27 193V192H26ZM163 193V192H162ZM183 193V194H182ZM186 193V194H185ZM187 193H189L190 195H188ZM255 193V194H254ZM13 194V196H11ZM24 194V193H23ZM171 194H173V195H171ZM246 194V195H245ZM26 194H24V195H22V196H25ZM32 194H30V193H28L27 194V196L26 197H22L23 199L25 198H28V196H31ZM163 196H165L164 194H162ZM212 195L210 196V197H212ZM224 195V196H223ZM4 196V197H5ZM106 196V195H105ZM161 196V195H160ZM171 196V197H170ZM204 196V195H203ZM230 196V197H229ZM3 197V198H4ZM7 197H5V199H7ZM10 197H8V199L10 198ZM178 197V198H177ZM209 197V198H210ZM219 197H220V195H219ZM30 198H34L33 196H31V197H29L28 199H30ZM157 198H159L158 196L156 197V199ZM199 198V197H198ZM205 198V197H204ZM206 198H208V196L206 197ZM213 198V197H212ZM214 198H216L215 196H214ZM213 198V199H214ZM221 198V197H220ZM233 200H232V199ZM235 198V199H234ZM260 198V199H259ZM0 199H2L1 197H0ZM5 199H3L2 201H3V203L5 202V205L3 204V203H1V201H0V208L2 207V209H3V207H7V205H8V203H9V205L11 206V204H12V201L9 199V200H6V201H4ZM35 199V198H34ZM197 198H194V200H193V198L191 199V203H194L192 206L190 205V206H188L189 208H193L195 211H196V209H198L200 206L197 204V206H199L198 208L195 206L196 204V202H197V200H196ZM213 199H211V200H213ZM239 199V200H238ZM141 199H137V202L139 203L140 202V204H141V201H140ZM169 200V199H168ZM194 202H193V201ZM196 200V201H195ZM219 200V199H218ZM230 200H232V201H230ZM26 203H24V202ZM22 202L24 203V205H21V207H20V209L22 210V209H25V210H23V211H21L20 209H18L17 208V212H15L14 213V209L12 208V206H11V208H10V210H9V212H8V208H9V206L7 207V211H6V208H5V210L4 211H6V212H4V211H2V209L0 210V212H1V214H3V213H5L6 215H11L12 213L13 214H15V216L13 215H11L10 216V218L9 217H5L4 215H3V217H2V219L5 221H10V223L12 224L13 223V225H14V223H15V220L17 219L18 220V218L22 215V219L24 220V219H26V216H25V218H23L24 217V214H22L21 212H26V210L27 211H29L30 209L31 210H33V208H34V210H35V207H36V209L38 208L37 206H40V204H39V202H37V203H35V204H37V205H35L34 204V206L33 207H31V205H32V203L35 201H37L36 199L32 202L31 201V199L30 200H23ZM31 202V205H30V208H29V204H30V202ZM145 201V199H143V201H142V203H144V202H146ZM237 201V202H236ZM11 202V203H10ZM22 202H20V203H22ZM176 202V203H175ZM225 202V203H224ZM256 202H258V203H256ZM18 205H17V204ZM22 203V204H23ZM180 203H179V206H181L180 205ZM219 203V204H220ZM232 203V204H231ZM3 204V205H2ZM7 204V205H6ZM16 204V205H15ZM220 204V205H221ZM27 205V206H26ZM175 205H173V206H175ZM176 205V206H177ZM187 205H189V204H187ZM235 205V206H234ZM182 206V207H183ZM186 206V205H185ZM184 206V208H186ZM241 206V207H240ZM260 206V207H259ZM194 207H196V208H194ZM235 207V208H234ZM237 207V208H236ZM27 208V209H26ZM191 208V209H192ZM183 209V208H182ZM228 209H230V210H228ZM240 209V210H239ZM258 209H259V211H258ZM11 210H13V211H11ZM18 210L20 211V213H18ZM33 210V211H34ZM39 211H40V209H38ZM38 210H35V215H33V217H35L36 215V217H35V221L37 222H39V220H41V219H39L40 217L38 216V214L40 215L41 213H39L38 212ZM193 210V211H194ZM199 210V209H198ZM197 210V211H198ZM236 210V211H235ZM37 211V212H36ZM257 211V212H256ZM233 212H235V213H233ZM237 212V213H236ZM251 212V214L253 213V215H251V214H248V213H250ZM259 212V213H258ZM9 213V214H8ZM11 213V214H10ZM17 213V214H16ZM27 214H28V212H26ZM25 213V215H27ZM232 213V214H231ZM257 213V214H256ZM19 214V215H18ZM30 214H33V212L32 213H30L29 212V214H28V216L30 215ZM234 214H235V216H234ZM240 214V215H239ZM16 215L18 216V218H15L16 217ZM251 215V216H250ZM27 216V217H28ZM31 216V219H33V217H32V215H30ZM30 216H29V218H30ZM228 216V217H227ZM255 216V217H256ZM14 217V218H13ZM225 217V218H224ZM4 218H6V219H4ZM9 218V219H8ZM11 218H12V220H11ZM21 218V217H20ZM29 218H27V219H29ZM38 220H37V219ZM227 218H228V220H229V222H228V220H227ZM2 219H0L1 220V223H2ZM15 219V220H14ZM240 219V220H239ZM17 220H16V224H17ZM23 220H22V223H23V225H24V227H25V224L27 223H25V222H23ZM30 220V219H29ZM28 220V223H31L32 222V230H30V228L27 230V228L25 229L24 227H23V225H20V226H22L24 229L23 230H27V231H31L30 233H32L31 235H35V237H38L39 236V232L40 233H42L43 232V229L42 228H38V225H40L38 222H37V224L35 225L34 223H36L34 220H32L31 222ZM238 220V221H237ZM3 221V224H1L0 223V225L1 226H3V227H1L0 229H3L4 228V223H7L6 221L4 222ZM13 221V222H12ZM18 221H21V219H19ZM25 221H27V220H25ZM235 221L237 222V223H235ZM21 222H19L18 224H22ZM28 223H27V227H28ZM41 223H42V221H41ZM233 223H235V224H233ZM251 223V224H252ZM9 226H10V229L12 230V227H13V225H11V224H9V222L7 223ZM5 225V231L3 230V232L5 233V234H3L2 235V230H0V235L4 238V237H6L7 238V236L9 235L8 234V232L7 231H9L11 234H12V236H10L9 237V240H7V239H5L4 238V240L7 242L6 244H9L10 243V245H12V246H10V247H13L15 244H16V246L15 247H17L18 245H17V243L19 244H21L22 243V247L19 245L18 247V249H19V253H21L20 251H22V250H26L27 248H29L28 246H30V245H34V243H30V245H28L29 243L28 242H32L33 240H34V236H30V234L29 233H27V235H28V237L30 236V237H33V240L30 238V240L31 241H26V240H24L23 241V236L25 235V234H23V236L22 235H20V234H22V233H24V232H22L21 230H22V227H21V230H20V227L18 228L17 226L18 225H16V226H14V227H16V229H15V231H11L10 229H7V227H9L8 225ZM198 224H200L199 222H198ZM237 224V225H238ZM7 226V227H6ZM12 226V227H11ZM37 226V227H36ZM30 227V226H29ZM41 227H42V225H41ZM228 227V228H227ZM18 228V229H17ZM38 229H41V230H38ZM233 229V228H232ZM16 230H20L21 232L19 233L18 231H16ZM26 231V232H27ZM35 232L34 234H33V232ZM39 231V232H38ZM15 232H18V234H19V236L18 235H16V234H14ZM25 232V233H26ZM8 235H7V234ZM38 234V236H36ZM7 235V236H6ZM27 235L25 236V237H27ZM41 235V237L39 236V238H35V240H34V242L35 241H37L38 242V240H36V239H41L42 238V234H40ZM261 235H262V237H260V238H252L253 240H254V243H256V244H258L259 246H262V247H264V234L263 233H261ZM15 236L17 237L16 239H18L19 238V240L20 239H22V241L20 240V242H19V240H17V243H13L15 240H13V238H15ZM2 237H1V239H2ZM21 237V238H20ZM28 237H27V239H28ZM195 238V239H194ZM197 240V242H195L194 240ZM193 241L195 242V243H197L198 245H201L202 244V242H203V239H202V237H201V235L200 234H198V235H196V237L194 236L193 237ZM199 239V240H198ZM3 240V239H2ZM2 240H1V242H2ZM3 240V241H4ZM11 240H12V242H11ZM8 241H10L9 243H8ZM27 242V244H26V242ZM1 242H0V246H1V248H2V246H6L5 245V242H3L2 244H1ZM227 240H224V243L225 244H227ZM11 243H13V244H11ZM24 243V244H23ZM36 243V242H35ZM4 244V245H3ZM225 244H223V245H225ZM23 245H27L26 247V249H24L25 248V246H23ZM8 248H4V249H10V247L9 246H7ZM24 247V248H23ZM3 249V250H4ZM11 249H15V248H11ZM17 249V248H16ZM17 249V250H18ZM28 250V249H27ZM39 250V249H38ZM33 251L34 253H31L32 251H30V250H28V251H30V253H26V251H23V253H25V254H27V255H29V256H33V261L34 262H37V261H39V262H42V263H44L43 261L45 260V258L43 257V256H45L44 255V253H41V252H44L43 250L40 252V251ZM14 251H16V250H14ZM17 252V251H16ZM40 253V254H39ZM43 255V256H42ZM40 256H42V258H44V259H40V257L38 258V257ZM225 256V255H224ZM36 257V258H35ZM40 259V260H39ZM48 259V258H47ZM46 259V260H47ZM55 260V258L52 260L53 261V263L54 262H56V260ZM223 262H228L229 264H236L235 262H229L226 258H223V260H222ZM241 261H237V263H240ZM38 263V262H37ZM42 263H38V264H42ZM46 264V263H45Z\"/></svg>",
  "mask_w": 264,
  "mask_h": 264
}]
</instances>
